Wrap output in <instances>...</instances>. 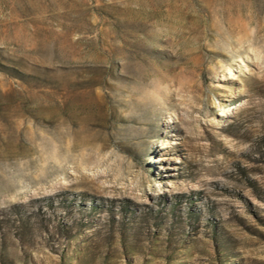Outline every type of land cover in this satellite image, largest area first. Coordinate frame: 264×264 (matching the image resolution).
<instances>
[{
    "label": "rangeland",
    "instance_id": "1",
    "mask_svg": "<svg viewBox=\"0 0 264 264\" xmlns=\"http://www.w3.org/2000/svg\"><path fill=\"white\" fill-rule=\"evenodd\" d=\"M0 264H264V0H0Z\"/></svg>",
    "mask_w": 264,
    "mask_h": 264
},
{
    "label": "bare ground",
    "instance_id": "2",
    "mask_svg": "<svg viewBox=\"0 0 264 264\" xmlns=\"http://www.w3.org/2000/svg\"><path fill=\"white\" fill-rule=\"evenodd\" d=\"M41 183V182H40Z\"/></svg>",
    "mask_w": 264,
    "mask_h": 264
}]
</instances>
